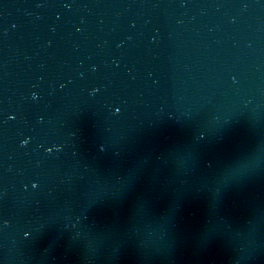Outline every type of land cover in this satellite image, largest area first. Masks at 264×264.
I'll return each instance as SVG.
<instances>
[{
	"label": "water",
	"instance_id": "95a60500",
	"mask_svg": "<svg viewBox=\"0 0 264 264\" xmlns=\"http://www.w3.org/2000/svg\"><path fill=\"white\" fill-rule=\"evenodd\" d=\"M0 264H264V0H0Z\"/></svg>",
	"mask_w": 264,
	"mask_h": 264
}]
</instances>
